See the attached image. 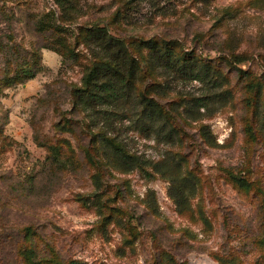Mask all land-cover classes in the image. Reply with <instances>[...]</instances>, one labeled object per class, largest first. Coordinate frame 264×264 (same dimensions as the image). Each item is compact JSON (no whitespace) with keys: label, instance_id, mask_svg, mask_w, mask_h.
Instances as JSON below:
<instances>
[{"label":"rangeland","instance_id":"rangeland-1","mask_svg":"<svg viewBox=\"0 0 264 264\" xmlns=\"http://www.w3.org/2000/svg\"><path fill=\"white\" fill-rule=\"evenodd\" d=\"M0 264H264V0H0Z\"/></svg>","mask_w":264,"mask_h":264},{"label":"trees","instance_id":"trees-1","mask_svg":"<svg viewBox=\"0 0 264 264\" xmlns=\"http://www.w3.org/2000/svg\"><path fill=\"white\" fill-rule=\"evenodd\" d=\"M40 22L41 21L38 22V25ZM95 29L98 34L95 33L96 36L94 37L98 42V46L112 52V57L102 65L94 63L93 66L83 75L82 83L84 90L82 93L86 94L84 100L92 105L105 103V101H115L123 95L125 90V87L122 86L124 78L121 69L123 67L124 57L119 48L121 41L117 39V37L106 32L104 28L100 27ZM49 49L57 51L52 47ZM12 62H15V60H12ZM102 70H104V72H109L111 77L114 78V81L98 83V81L102 79V77H100L102 75ZM35 71V69L27 68L22 70L19 74L14 73L12 76L8 77V79L12 83H24L26 80L34 76ZM117 155L121 156L119 152Z\"/></svg>","mask_w":264,"mask_h":264}]
</instances>
